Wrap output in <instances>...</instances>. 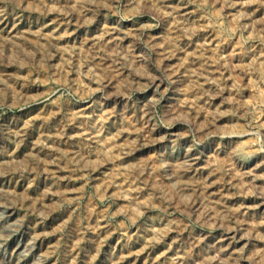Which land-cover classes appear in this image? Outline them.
Returning a JSON list of instances; mask_svg holds the SVG:
<instances>
[{
	"label": "rangeland",
	"instance_id": "rangeland-1",
	"mask_svg": "<svg viewBox=\"0 0 264 264\" xmlns=\"http://www.w3.org/2000/svg\"><path fill=\"white\" fill-rule=\"evenodd\" d=\"M0 217V264H264V0H0Z\"/></svg>",
	"mask_w": 264,
	"mask_h": 264
},
{
	"label": "bare ground",
	"instance_id": "bare-ground-1",
	"mask_svg": "<svg viewBox=\"0 0 264 264\" xmlns=\"http://www.w3.org/2000/svg\"><path fill=\"white\" fill-rule=\"evenodd\" d=\"M6 217H0V232H8L11 230L9 223H7V221H5ZM0 235H1V233H0ZM29 256H30V252L21 254L19 257V262H21V263L25 262L27 257H29Z\"/></svg>",
	"mask_w": 264,
	"mask_h": 264
}]
</instances>
